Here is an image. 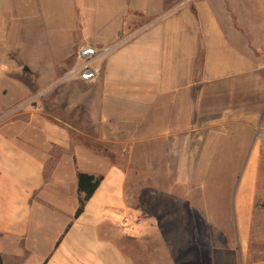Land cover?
I'll use <instances>...</instances> for the list:
<instances>
[{
	"label": "crops",
	"instance_id": "obj_1",
	"mask_svg": "<svg viewBox=\"0 0 264 264\" xmlns=\"http://www.w3.org/2000/svg\"><path fill=\"white\" fill-rule=\"evenodd\" d=\"M83 1L69 0L70 11L78 27L99 29V46L74 44L110 51L94 82L63 77L62 117L30 104L29 86L12 79V97L0 79V264H138L134 241L148 247L145 264H163L149 243L163 233L150 224L160 214L142 197L135 205L131 173L184 162L182 171H203L213 155L241 156L243 260L264 264V66L249 46L259 22L242 19L251 30L240 34L229 17L236 0ZM39 2L48 3L0 0L16 44L34 43L22 28L47 27V15L34 24ZM81 172L103 179L75 218Z\"/></svg>",
	"mask_w": 264,
	"mask_h": 264
},
{
	"label": "rangeland",
	"instance_id": "obj_2",
	"mask_svg": "<svg viewBox=\"0 0 264 264\" xmlns=\"http://www.w3.org/2000/svg\"><path fill=\"white\" fill-rule=\"evenodd\" d=\"M95 1L84 0L83 4L94 8L98 5ZM47 2L37 3L35 9L36 19L48 16L47 27L22 28L18 31L22 37L31 34V42L34 43L29 41L31 44H16L13 37L19 35L15 33L17 29L10 28L7 22L0 23V45L5 47L3 58L0 59V79L8 88L14 84L12 79L29 86L32 93L37 94L29 99L30 104L60 118L64 111L62 74L75 67L76 51L84 45H75L74 42L80 39L99 46V42L96 43L99 29L78 27L74 22L77 20L76 15L70 11L69 0ZM236 2L239 4L231 6L229 17L240 34L241 29L247 33L251 30L241 24L242 19L253 20L256 24L259 22V26L254 29L257 33L254 34L257 37L255 43L252 42L249 46L264 66V0H249L246 6L249 12L245 17L241 13L244 2ZM65 14L70 15L68 21L74 26L73 34L68 32L69 24L63 17ZM7 17L10 18V15L7 14ZM42 23L41 19L34 22L37 26ZM241 46L246 47L244 43ZM44 47L48 49L44 54L48 55L47 60L41 59L43 53L40 51ZM34 52L39 56L37 61L30 60ZM55 63L56 66L53 67L47 65ZM79 65H84V62ZM47 67L54 68L56 73L55 70L48 71ZM10 90L12 97L16 96L15 86ZM11 99L6 98L9 101ZM176 159L185 161L188 157ZM208 160L212 163L204 164L203 171H182L180 169L187 167L184 162L173 165L175 171H170L167 165L165 172L131 173L130 179L135 185V205L139 204L138 197H142L146 199L145 206H148L147 211L150 214H160L159 221L151 218L150 224L162 228L163 233L159 232L158 237L149 243L150 252L156 258V251H159L163 264H177L178 261L181 264H246L241 247V156L213 155ZM157 246L160 250H157ZM179 247L181 250H178ZM147 249L146 245L143 250L147 252ZM257 258H261V255Z\"/></svg>",
	"mask_w": 264,
	"mask_h": 264
},
{
	"label": "built area",
	"instance_id": "obj_3",
	"mask_svg": "<svg viewBox=\"0 0 264 264\" xmlns=\"http://www.w3.org/2000/svg\"><path fill=\"white\" fill-rule=\"evenodd\" d=\"M109 49L99 50L98 48L90 45L80 46L76 53V65L69 70L64 76V79L68 77L77 76V79L84 83H92L99 77L100 61L103 54H106ZM84 62V65H79L80 62Z\"/></svg>",
	"mask_w": 264,
	"mask_h": 264
},
{
	"label": "trees",
	"instance_id": "obj_4",
	"mask_svg": "<svg viewBox=\"0 0 264 264\" xmlns=\"http://www.w3.org/2000/svg\"><path fill=\"white\" fill-rule=\"evenodd\" d=\"M193 11L196 14L194 8ZM202 58L203 56L201 55L200 62H202ZM102 179V177H95L87 173H79L78 190L81 195L79 198V206L75 213V218H78L84 212L86 203L93 196V194L99 187ZM129 244L133 248L131 252H133L134 258L137 259L138 264H145L146 251H144L140 244H138L136 241ZM1 264H3L2 261Z\"/></svg>",
	"mask_w": 264,
	"mask_h": 264
},
{
	"label": "water",
	"instance_id": "obj_5",
	"mask_svg": "<svg viewBox=\"0 0 264 264\" xmlns=\"http://www.w3.org/2000/svg\"><path fill=\"white\" fill-rule=\"evenodd\" d=\"M25 69L27 70L28 68H27V67H25Z\"/></svg>",
	"mask_w": 264,
	"mask_h": 264
}]
</instances>
